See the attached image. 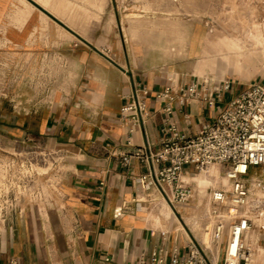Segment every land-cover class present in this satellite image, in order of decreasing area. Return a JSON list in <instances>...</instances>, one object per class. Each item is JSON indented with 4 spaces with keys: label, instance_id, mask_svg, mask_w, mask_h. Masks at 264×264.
Masks as SVG:
<instances>
[{
    "label": "crops",
    "instance_id": "crops-1",
    "mask_svg": "<svg viewBox=\"0 0 264 264\" xmlns=\"http://www.w3.org/2000/svg\"><path fill=\"white\" fill-rule=\"evenodd\" d=\"M35 10L27 0H0V51L29 46L26 29ZM127 21L126 15L113 14L96 26L101 34L86 41L94 55L47 103L30 106L21 116L0 114L7 136L43 142L62 156L63 168L56 198L1 217L0 264H140L153 253L168 261L175 253L187 255L185 211L166 202L168 208L153 206V197L162 195L156 188L143 191L140 179L147 167L133 154L148 146L158 152L173 128L196 137L250 85L263 83L264 71L255 61L240 66L230 56L196 63L206 44L200 29L186 31L184 49L176 45V57L167 59L136 43ZM138 85L149 92L147 117L129 134L120 113ZM167 87L172 100L157 99Z\"/></svg>",
    "mask_w": 264,
    "mask_h": 264
},
{
    "label": "rangeland",
    "instance_id": "rangeland-1",
    "mask_svg": "<svg viewBox=\"0 0 264 264\" xmlns=\"http://www.w3.org/2000/svg\"><path fill=\"white\" fill-rule=\"evenodd\" d=\"M27 1L37 9L26 29L29 46L0 51V114L8 110L21 116L68 86L83 71L85 58L94 55L86 41L98 37L101 31L96 26L113 14L126 15L134 41L167 59L176 57V45L184 49L186 31L192 34L200 29L206 44L196 63L230 56L240 66L246 60L255 61L264 71V0H50L46 7L37 0ZM41 12L53 22L42 21ZM62 169V156L43 142L7 136L0 127V224L7 213L16 215L27 204L56 198ZM217 171H190L197 200L178 207L186 213L185 223L206 245L208 234H200L193 219L205 224L207 191L224 187L218 181L223 173ZM201 178L212 180V185L201 189ZM153 199V206L168 208L162 197Z\"/></svg>",
    "mask_w": 264,
    "mask_h": 264
},
{
    "label": "built area",
    "instance_id": "built-area-1",
    "mask_svg": "<svg viewBox=\"0 0 264 264\" xmlns=\"http://www.w3.org/2000/svg\"><path fill=\"white\" fill-rule=\"evenodd\" d=\"M105 52L108 55L111 50ZM190 89L193 98L195 87ZM171 93V87H167L157 99L172 100ZM148 95V90L138 85L130 102L121 109L120 121L129 134L145 122ZM133 157L147 167L140 179L143 191L158 189L173 210L197 200L195 183L183 181L190 171L217 169L228 182L226 187L207 191L203 200L207 205L205 224L193 219L200 234L207 232L208 245L186 224L189 240L185 257L175 253L168 261L153 253L140 264H264V82L250 85L196 137L186 138L173 128L161 150L153 153L148 146ZM129 160L125 157L123 163ZM8 264L18 262L11 260Z\"/></svg>",
    "mask_w": 264,
    "mask_h": 264
},
{
    "label": "bare ground",
    "instance_id": "bare-ground-1",
    "mask_svg": "<svg viewBox=\"0 0 264 264\" xmlns=\"http://www.w3.org/2000/svg\"><path fill=\"white\" fill-rule=\"evenodd\" d=\"M217 172H219V171H217ZM185 176V175H184ZM189 180H192L194 183H195V180H194V178H191V177H189L188 176V180H187V178L186 177H184V182H187V181H189ZM218 181H221V182H223V183H225V185H224V187H226V186H228V182H227V180L225 179V177H221L220 176V179L218 180ZM212 185V180H209V179H207V178H201L200 179V183H199V186H200V188L201 189H208L210 186ZM169 214V213H168Z\"/></svg>",
    "mask_w": 264,
    "mask_h": 264
}]
</instances>
